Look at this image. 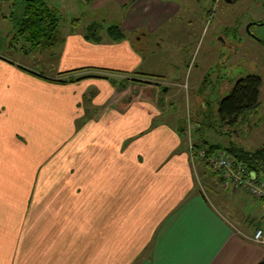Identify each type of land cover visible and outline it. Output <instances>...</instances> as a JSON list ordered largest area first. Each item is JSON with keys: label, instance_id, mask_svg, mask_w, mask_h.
<instances>
[{"label": "crops", "instance_id": "0c3cea01", "mask_svg": "<svg viewBox=\"0 0 264 264\" xmlns=\"http://www.w3.org/2000/svg\"><path fill=\"white\" fill-rule=\"evenodd\" d=\"M141 1L132 35L178 14L173 2ZM98 39L71 30L49 49L65 74L52 80L87 78L74 84L0 59V264H264V245L252 241L264 228L252 230L225 193L213 204L198 188L202 164L181 122L165 117L159 88L125 86L124 75H148L142 48Z\"/></svg>", "mask_w": 264, "mask_h": 264}, {"label": "rangeland", "instance_id": "374dc122", "mask_svg": "<svg viewBox=\"0 0 264 264\" xmlns=\"http://www.w3.org/2000/svg\"><path fill=\"white\" fill-rule=\"evenodd\" d=\"M25 1L0 0V59L14 68H22L49 79L62 77L60 57L53 55V50H41L37 44L27 41V38L19 34ZM137 1L134 0L131 5L122 8L114 2H109L104 8L96 9V0L88 3L82 0H43L59 23V31L53 45L54 51L59 48L71 30L87 34L89 28L93 26L100 28L98 37L113 43L108 36V29L116 26L145 53V66L141 74L148 75L140 76L138 73L124 75L127 77L124 81L125 86L141 84L153 87L152 89L159 88V99L163 105H167L168 114L165 117L170 118L171 123L181 122L180 128L186 131L183 137L185 147L189 148L190 144L207 143L206 146L218 145L225 150L235 144L250 152L263 147L264 89L261 93V106L252 117L250 133L246 136L238 132L240 126L234 128L222 125L217 112L218 101L227 98L239 80L257 76L264 81V50L260 45L253 43L252 48L246 49L243 55H234L230 58L226 57L218 38L223 27L232 29L238 22L247 24L251 21L264 20V0H240L237 4H227L224 0H172L180 3L184 9L174 21L171 22L170 17L169 21H162L153 26L152 28L156 30L154 32L143 30L144 34L137 32L132 35L131 28L142 26L140 17L142 11L147 9L146 1ZM160 2L171 5V0ZM210 12H214V19L208 21L207 13ZM125 13L127 22L123 21ZM147 21V18L143 19V22ZM254 32L264 40V27L256 28ZM138 39H141L140 45L137 43ZM228 39L235 47L239 43L235 32ZM41 41L43 40L39 42ZM159 44L160 48L157 47ZM24 75L37 79L27 73ZM209 76L211 80L206 89L207 95H201L200 90ZM118 81L120 84L117 87L122 84L121 80ZM166 89H169V92H165ZM205 97L215 100V110H211L212 113L207 112V115L211 113L208 118H205L206 112L200 106ZM222 154L228 157L225 152ZM195 173L198 188L213 204L215 191L225 193L222 196L227 198V203L237 204L252 230L257 226L264 228V206L247 193L233 194L231 190H226L223 184H220V180L214 178L204 165H200ZM214 206L221 212L226 210ZM226 217L231 219L229 214Z\"/></svg>", "mask_w": 264, "mask_h": 264}, {"label": "trees", "instance_id": "16d2710c", "mask_svg": "<svg viewBox=\"0 0 264 264\" xmlns=\"http://www.w3.org/2000/svg\"><path fill=\"white\" fill-rule=\"evenodd\" d=\"M82 1L88 3L91 0ZM97 28V26L89 28L87 33L88 39H98ZM58 31V20L53 15V11H51L47 7L43 0L25 1L23 22L20 25L19 31L20 36L25 39L27 38V41L29 42H34L35 44H37V46L41 47V50L45 51L47 49L49 50L53 48ZM108 36L115 43L123 41L126 38L116 26H112L108 29ZM40 40L43 41L39 42ZM19 69L37 79L57 85L74 84L87 79H74L72 77L67 80H52L46 78L43 75H38L22 68ZM61 75L62 77L65 76V74ZM112 84L115 85L114 82ZM260 88L261 82L258 79L247 78L240 81L234 87L230 95L221 102L217 112L219 122L224 126L234 128L242 126L241 124H243L250 131L251 128L246 125L248 121H246L245 123V120L250 114H254L259 109ZM248 124L251 125V122L249 121ZM180 134L184 136L186 134V131L181 129ZM206 145L207 143H204L202 145L194 144V147L197 149L207 148L209 150L210 155H218L220 153L225 152L226 154H228V157L234 159L237 163H243L251 170L264 176V146L259 148L258 150H255L254 152H250L246 151L242 147L236 146L235 144H232L229 148H226L225 150H223V148L218 145ZM197 162H199V160ZM201 164L204 165V163ZM213 176L214 178H217V176Z\"/></svg>", "mask_w": 264, "mask_h": 264}, {"label": "built area", "instance_id": "2783aa9c", "mask_svg": "<svg viewBox=\"0 0 264 264\" xmlns=\"http://www.w3.org/2000/svg\"><path fill=\"white\" fill-rule=\"evenodd\" d=\"M189 153L193 162L199 160L208 170L220 180L224 188L233 193H247L259 202H264V177L251 170L243 163L223 155H210L207 148L197 149L190 144ZM252 241L264 245V230L259 229L254 233Z\"/></svg>", "mask_w": 264, "mask_h": 264}, {"label": "flooded vegetation", "instance_id": "af4514ba", "mask_svg": "<svg viewBox=\"0 0 264 264\" xmlns=\"http://www.w3.org/2000/svg\"><path fill=\"white\" fill-rule=\"evenodd\" d=\"M218 1V0H217ZM217 1H215V4L217 3ZM227 4H233V3H239L240 2V0H224ZM171 2H173L174 4H176L177 5V8H178V14L174 17V20L177 18V16L179 15V13H181L184 9H183V6L180 4V3H178V2H176V1H172L171 0ZM208 14V21H211V20H213L214 19V12H210V13H207ZM173 20V21H174ZM239 25V26H238ZM238 27L237 26H235L234 28H232V29H230V28H228V27H223L222 28V33H221V35L218 37L219 39H220V45H221V47L224 49V52H225V55H226V57H230V58H232V56H234V55H236V56H238V55H243L244 54V52H245V50L246 49H251L252 47H251V45L253 44V43H255V44H258V45H260L261 47H262V49L264 50V40H261V38H259V36L257 35V34H255V29L256 28H262V27H264V20H260V21H251V22H249V23H247V24H240V22H238ZM208 26V24L206 23V27ZM98 29V31L100 30V28L98 27L97 28ZM237 30V31H236ZM233 32H235V34L238 36V39H239V43L237 44V46L235 47V45H231L230 43H229V36L233 33ZM229 52H232V53H230L229 54ZM233 54V55H232ZM228 55V56H227ZM247 78H255V79H258V80H260V82H261V88H260V106H261V93H262V90L264 89V81H263V79H261L260 77H255V76H249V77H247ZM247 78H245V79H247ZM211 80V76H209L208 78H207V80L204 82V84H203V86H202V89L200 90V94L201 95H207V93H206V89H207V87L210 85V83H209V81ZM242 80H244V79H242ZM242 80H239L236 84H235V86L240 82V81H242ZM234 86V87H235ZM234 87H233V89H234ZM232 89V90H233ZM208 91V90H207ZM232 92V91H231ZM209 99H210V101H209ZM225 99V98H224ZM223 99V100H224ZM222 100V101H223ZM212 101V102H211ZM222 101H218V104H219V106H220V104H221V102ZM211 102V103H210ZM201 103V109L203 110V111H205L206 113H205V118H208L209 116V113H208V115H207V112L208 111H214L215 110V100H213L212 98H203V100L200 102ZM260 106H259V108H260ZM219 108V107H218ZM259 110V109H258ZM258 110H257V112H258ZM254 114H256V112L254 113ZM254 114H250L247 118H246V120H245V123H246V121H250L251 122V119H252V117L254 116ZM248 122L246 123V125L247 126H250L249 124H248ZM251 127V126H250ZM249 127V128H250ZM239 133L241 134V135H243V136H246L247 134H249L250 132H249V129H247V127L245 126V125H242V126H240L239 128Z\"/></svg>", "mask_w": 264, "mask_h": 264}]
</instances>
